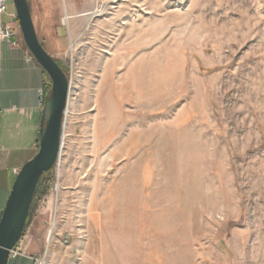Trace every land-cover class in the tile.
Segmentation results:
<instances>
[{"label": "rangeland", "instance_id": "obj_1", "mask_svg": "<svg viewBox=\"0 0 264 264\" xmlns=\"http://www.w3.org/2000/svg\"><path fill=\"white\" fill-rule=\"evenodd\" d=\"M57 1L61 157L9 264H264V0Z\"/></svg>", "mask_w": 264, "mask_h": 264}, {"label": "water", "instance_id": "obj_2", "mask_svg": "<svg viewBox=\"0 0 264 264\" xmlns=\"http://www.w3.org/2000/svg\"><path fill=\"white\" fill-rule=\"evenodd\" d=\"M13 3L23 40L37 63L51 78V89L44 103L37 153L24 163L16 175L0 218V264L10 263L11 251L21 241L29 224L31 206L41 180L54 169L60 157L65 112L71 91L64 69L39 40L30 2L13 0Z\"/></svg>", "mask_w": 264, "mask_h": 264}, {"label": "crops", "instance_id": "obj_3", "mask_svg": "<svg viewBox=\"0 0 264 264\" xmlns=\"http://www.w3.org/2000/svg\"><path fill=\"white\" fill-rule=\"evenodd\" d=\"M49 1L53 6L59 4L57 0ZM13 12L10 3L8 13ZM9 14L3 18L4 25L18 31L19 21ZM18 41L19 45L14 46L0 40V218L16 175L37 153L45 108L41 97L49 83L36 59L29 60L34 56L23 36Z\"/></svg>", "mask_w": 264, "mask_h": 264}, {"label": "built area", "instance_id": "obj_4", "mask_svg": "<svg viewBox=\"0 0 264 264\" xmlns=\"http://www.w3.org/2000/svg\"><path fill=\"white\" fill-rule=\"evenodd\" d=\"M9 0H0V40H7L9 41L12 45L18 46L20 41H18V31L14 30L12 28H9L8 26H5L3 23V18L5 17V14H9ZM9 16H11L14 20L18 21V15H16V12L10 13ZM34 57H30L29 60H33ZM42 100L45 102L46 100V95L45 93L42 92ZM21 242V241H20ZM20 242L16 245L15 249L11 251L10 254V259L15 258V256L18 254L17 253V248L20 245Z\"/></svg>", "mask_w": 264, "mask_h": 264}, {"label": "trees", "instance_id": "obj_5", "mask_svg": "<svg viewBox=\"0 0 264 264\" xmlns=\"http://www.w3.org/2000/svg\"><path fill=\"white\" fill-rule=\"evenodd\" d=\"M46 75H47V73H45V76H46ZM50 88H51V85H50V82H49L48 85H47V88H46V90H45V91H46V93H45L46 98H47V96H48V94H49V92H50V91H49ZM43 178H44V177H43ZM43 178H42V179H43ZM35 199H36V198H35Z\"/></svg>", "mask_w": 264, "mask_h": 264}, {"label": "bare ground", "instance_id": "obj_6", "mask_svg": "<svg viewBox=\"0 0 264 264\" xmlns=\"http://www.w3.org/2000/svg\"><path fill=\"white\" fill-rule=\"evenodd\" d=\"M64 22H66V20H64ZM60 157H61V155H60ZM60 157H59V159H60ZM59 159H58V161H59ZM41 264H43V262Z\"/></svg>", "mask_w": 264, "mask_h": 264}]
</instances>
